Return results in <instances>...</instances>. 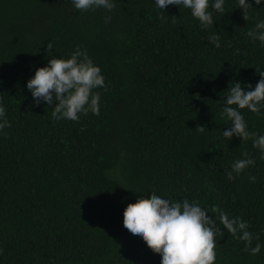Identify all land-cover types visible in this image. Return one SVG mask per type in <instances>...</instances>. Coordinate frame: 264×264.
Returning a JSON list of instances; mask_svg holds the SVG:
<instances>
[{"label": "trees", "instance_id": "16d2710c", "mask_svg": "<svg viewBox=\"0 0 264 264\" xmlns=\"http://www.w3.org/2000/svg\"><path fill=\"white\" fill-rule=\"evenodd\" d=\"M212 15L204 28L190 11L153 0H115L111 12L0 0V103L11 125L0 130V264H160L124 229L128 208L156 194L207 209L219 228L215 264H264V247L251 255L213 211L241 217L251 246L264 245V158L255 137L223 138L231 122L221 116L228 87L255 86L264 71V45L247 36L264 4L253 2L245 20L225 0ZM77 45L104 76L94 89L99 115L54 120V105H35L26 83ZM240 111L249 132L264 134V108ZM249 158L229 180L232 163Z\"/></svg>", "mask_w": 264, "mask_h": 264}, {"label": "clouds", "instance_id": "9594fccd", "mask_svg": "<svg viewBox=\"0 0 264 264\" xmlns=\"http://www.w3.org/2000/svg\"><path fill=\"white\" fill-rule=\"evenodd\" d=\"M255 5L264 4V0H236V7L243 11L247 19V10ZM73 7L79 11L103 8L111 12L115 0H71ZM157 9L168 10L173 6L183 8L197 19L201 26L207 28L214 24L213 11L223 12L225 0H153ZM211 9V10H210ZM111 17L105 19V23ZM160 19L168 23L163 16ZM253 41L264 45V20L258 21L255 28L247 32ZM209 42L219 48L220 38L216 33L209 37ZM51 51L52 45H47ZM237 53L239 50H236ZM253 86L250 83L235 82L228 87L222 99L221 116L230 121V127L222 132V137L231 140L233 136L242 141L253 139L264 158V134L258 135L248 131L241 109L261 114L264 108V71ZM26 87L31 93L35 105L47 104L52 109L54 120L78 121L80 114L91 112L99 115L100 95L94 89L105 87L101 68L93 62L86 49L77 45L69 58H51L44 67L37 68L28 79ZM6 119L5 108L0 103V130L10 127ZM204 131V127H199ZM246 155V154H245ZM255 162L252 159H239L232 163L228 179H234ZM255 181V177H250ZM220 224L232 235L240 233L239 239L245 242V250L251 255L260 253L264 245L256 243L252 247L253 235L248 231V224L241 217H230L223 209L214 207ZM124 229L132 237L141 239L154 253L161 256L160 264H215L216 239L219 231L207 209L188 199L173 201L162 195H152L150 199L139 200L134 207L128 208L124 215ZM258 239V238H257Z\"/></svg>", "mask_w": 264, "mask_h": 264}]
</instances>
